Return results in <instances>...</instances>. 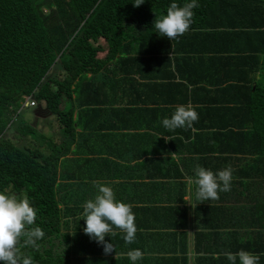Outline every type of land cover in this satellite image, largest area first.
<instances>
[{
	"label": "trees",
	"instance_id": "trees-1",
	"mask_svg": "<svg viewBox=\"0 0 264 264\" xmlns=\"http://www.w3.org/2000/svg\"><path fill=\"white\" fill-rule=\"evenodd\" d=\"M191 2L0 0V191L37 210L45 236L21 249L34 264H132L133 248L136 264H230L241 249L264 264V0H196L184 35L158 33ZM182 104L198 121L166 129ZM36 106L57 136L23 117ZM196 164L231 166V190L197 201ZM94 181L136 218V241L115 230L108 255L80 219Z\"/></svg>",
	"mask_w": 264,
	"mask_h": 264
},
{
	"label": "clouds",
	"instance_id": "clouds-1",
	"mask_svg": "<svg viewBox=\"0 0 264 264\" xmlns=\"http://www.w3.org/2000/svg\"><path fill=\"white\" fill-rule=\"evenodd\" d=\"M144 0H135L134 7H139ZM196 0L186 3L182 7L172 3L167 14L162 18L155 19L154 27L158 33L170 40H175L184 35L192 24L194 12L197 7ZM199 114L192 105H177L170 118H164L163 126L175 131L178 128H192L194 122L198 121ZM175 153H173L174 155ZM195 178H189V184H195V197L197 201L219 200L220 192L231 190L233 169L231 166L216 173L210 169L196 164L194 167ZM98 193L94 199H89L83 204L81 218L85 221L84 233L92 240L103 246L105 255L115 251L113 243L105 240L106 236H115L119 230L123 233L126 244H133L136 241L137 226L133 206L118 201L112 187L94 181ZM194 208L196 205H192ZM37 218V210L31 205L27 195L22 198L15 194H6L0 191V261L4 264H34L29 255H24L22 248L29 246L38 249V240L45 236L40 227H32ZM23 238V239H22ZM217 253L215 258H219ZM230 264H259L260 254H255L241 249L237 253H222ZM127 258L136 264L142 260L144 253L139 248L127 251Z\"/></svg>",
	"mask_w": 264,
	"mask_h": 264
},
{
	"label": "rangeland",
	"instance_id": "rangeland-1",
	"mask_svg": "<svg viewBox=\"0 0 264 264\" xmlns=\"http://www.w3.org/2000/svg\"><path fill=\"white\" fill-rule=\"evenodd\" d=\"M43 1H48V0H43ZM38 105H39V103H38ZM42 106L44 108H46V105L44 103L42 104ZM63 106H65V104ZM39 109H40L39 106H36L35 108H31V109L27 108V110H25L22 113L23 117L28 118V120H32L34 124H37L41 129H43L48 134L57 136L58 135L57 127L59 125L57 118H55V120L53 119L52 123H49L48 118H46V120L38 118V116L42 117L43 114L45 113V111L44 112H41V111L39 112ZM18 122H19V119L16 122V124Z\"/></svg>",
	"mask_w": 264,
	"mask_h": 264
},
{
	"label": "built area",
	"instance_id": "built-area-1",
	"mask_svg": "<svg viewBox=\"0 0 264 264\" xmlns=\"http://www.w3.org/2000/svg\"><path fill=\"white\" fill-rule=\"evenodd\" d=\"M35 104V102H31L30 100H27V102L25 103V105H32Z\"/></svg>",
	"mask_w": 264,
	"mask_h": 264
},
{
	"label": "crops",
	"instance_id": "crops-1",
	"mask_svg": "<svg viewBox=\"0 0 264 264\" xmlns=\"http://www.w3.org/2000/svg\"><path fill=\"white\" fill-rule=\"evenodd\" d=\"M26 102H27V101H26ZM194 164H195V163H194ZM258 189H259V188H258L257 185L253 188V190L256 192V194H258V192H259Z\"/></svg>",
	"mask_w": 264,
	"mask_h": 264
}]
</instances>
